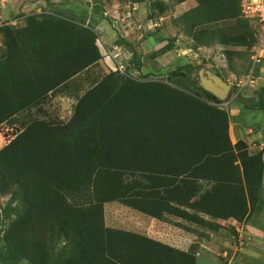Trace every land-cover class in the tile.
Instances as JSON below:
<instances>
[{"label": "trees", "instance_id": "1", "mask_svg": "<svg viewBox=\"0 0 264 264\" xmlns=\"http://www.w3.org/2000/svg\"><path fill=\"white\" fill-rule=\"evenodd\" d=\"M0 39V125L41 109L50 92L99 58L91 28L52 12L1 25ZM110 78L82 97L69 121L36 118L0 148V192L15 203L2 263L194 264L189 251L106 226L103 204L118 199L152 217L211 225L198 215L232 216L252 182L255 206L262 154L231 143L226 113L164 85L162 96ZM263 92L251 107L264 109Z\"/></svg>", "mask_w": 264, "mask_h": 264}, {"label": "rangeland", "instance_id": "2", "mask_svg": "<svg viewBox=\"0 0 264 264\" xmlns=\"http://www.w3.org/2000/svg\"><path fill=\"white\" fill-rule=\"evenodd\" d=\"M204 2L0 0V26H21L27 14L52 12L91 28L96 34L95 44L99 49L96 61L47 95L39 109L43 111L34 108L28 112H16L0 125V148L13 138L15 130L36 118L69 121L82 97L109 76L111 80L121 79L122 76L130 79L133 90L151 87L157 91L155 95H165L160 93L161 85L165 86V90L170 88L195 95L198 100L226 113L228 119L229 101H234L242 104L241 120L254 121L253 113L246 106H250L258 96V90L264 86V77L258 79V70L264 60L259 66H253L251 61L253 47L258 43L262 30L254 21L243 16L239 0H211L205 5ZM249 28L254 42L251 41ZM209 75L220 77L230 86L226 97L219 103L203 92L202 80ZM110 85V81L103 84L104 90L100 96H105V88ZM244 187V207L233 204L230 209L232 216L223 218L199 214L212 224L195 223L196 231L185 239V245H181L175 234V223L179 224L176 218L152 217L118 199L103 204L104 223L108 227L142 234L177 249L185 247L180 250L194 254V264H264V187L251 210L249 199L252 195L249 191L254 186L251 182ZM14 204L9 194L0 192V248L4 251V231L14 216ZM257 221L258 227L255 225ZM248 223L258 228V239L252 236ZM209 232L214 237L206 240L214 244V249L211 255L207 251L200 255L198 241ZM222 244L227 247L225 253L219 247ZM0 264L4 263L0 261ZM16 264L31 263L20 260Z\"/></svg>", "mask_w": 264, "mask_h": 264}, {"label": "crops", "instance_id": "3", "mask_svg": "<svg viewBox=\"0 0 264 264\" xmlns=\"http://www.w3.org/2000/svg\"><path fill=\"white\" fill-rule=\"evenodd\" d=\"M258 79L261 77H264V62L258 70ZM260 74V75H259ZM263 87V86H262ZM261 87V88H262ZM260 88V89H261ZM260 89L258 90V94L260 92ZM258 96L254 98V100H257ZM252 100V102L254 101ZM262 102L264 103V92L262 94ZM252 104V103H251ZM246 106V109L249 110L250 113H253V120L252 122L245 121L243 122L241 118L239 117L240 113L242 112V104L236 103L234 101H229V119H228V136L232 144H235L237 141L242 140L247 146H248V152L251 154L261 152L262 154V160L264 164V109L257 107H251ZM249 118V117H248ZM250 125L254 127H250ZM252 151V152H251ZM257 151V152H254ZM262 187H264V173H263V178H262ZM202 214V213H200ZM163 216H170L176 218V235L179 238L178 241H180L181 245L184 243L185 239H189L190 236H193L195 233V223L186 221L185 219L175 216L172 214L164 213ZM183 221V222H181ZM249 226L251 227V234L254 236V238L258 239V228L255 229V227L251 224L248 223ZM256 227H258V221L255 222ZM189 227V228H187ZM210 230V229H208ZM208 230L207 233H208ZM255 230V231H254ZM254 232V233H253ZM214 234L212 232H209L206 237H202L199 242V249H200V255H202L205 251L212 254V251L214 249L212 243H209L206 239L208 238H213ZM258 242V240H251ZM185 245V243H184ZM221 247L224 251L226 252V248L224 244ZM180 249H184L185 247H179ZM199 253V252H198Z\"/></svg>", "mask_w": 264, "mask_h": 264}, {"label": "built area", "instance_id": "4", "mask_svg": "<svg viewBox=\"0 0 264 264\" xmlns=\"http://www.w3.org/2000/svg\"><path fill=\"white\" fill-rule=\"evenodd\" d=\"M240 8L243 16L254 21L262 30L261 37L251 53L253 66H259L264 60V0H240Z\"/></svg>", "mask_w": 264, "mask_h": 264}, {"label": "water", "instance_id": "5", "mask_svg": "<svg viewBox=\"0 0 264 264\" xmlns=\"http://www.w3.org/2000/svg\"><path fill=\"white\" fill-rule=\"evenodd\" d=\"M202 87L215 95L220 100L226 97L230 86L224 82L220 77L209 75L208 78L202 80Z\"/></svg>", "mask_w": 264, "mask_h": 264}]
</instances>
